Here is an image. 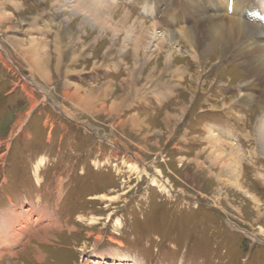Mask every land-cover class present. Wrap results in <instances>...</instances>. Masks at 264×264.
Segmentation results:
<instances>
[{
    "label": "rangeland",
    "instance_id": "374dc122",
    "mask_svg": "<svg viewBox=\"0 0 264 264\" xmlns=\"http://www.w3.org/2000/svg\"><path fill=\"white\" fill-rule=\"evenodd\" d=\"M228 4L0 0V264H264L262 42L202 49Z\"/></svg>",
    "mask_w": 264,
    "mask_h": 264
},
{
    "label": "bare ground",
    "instance_id": "6f19581e",
    "mask_svg": "<svg viewBox=\"0 0 264 264\" xmlns=\"http://www.w3.org/2000/svg\"><path fill=\"white\" fill-rule=\"evenodd\" d=\"M71 1V0H69ZM72 1H75V0H72ZM205 2V0H202ZM209 1V0H208ZM203 4V3H202ZM229 5V10H227V14L226 16H228V19L227 20H224L223 23H217V17L219 18V16L217 14L215 15H207L206 14V10L203 9L202 7H200V10L203 11L202 14H206V21H205V24H208L209 26V29H206L204 32H203V39H204V46L202 47L203 50H205L204 53H209L211 52L212 50L216 49L217 47L220 49V53L221 55L226 52L227 53V45L229 42L232 41L233 39V36L234 34L238 37H242V36H245L247 37L248 40H250L253 36H258L259 39H261V42L262 44L261 45H256V47L260 48L259 50L261 51H264V0H260V2H255L254 0H234V4L231 5V4H228ZM235 7H240L243 8V7H248V10H247V13L249 14V18H251L253 21H257V22H260L261 21V25H260V29L259 30H254L256 29L255 27L253 26H250L248 25L247 23H243L241 24V26L239 25V22L238 20L236 19H232L231 17V14L234 15V11H235ZM1 11V10H0ZM78 14V12L76 13ZM203 15V16H204ZM225 16V17H226ZM0 18H1V15H0ZM33 21V20H32ZM141 23V22H140ZM24 24V23H23ZM135 24V23H134ZM140 26V25H139ZM46 27V26H45ZM142 27V26H140ZM150 27V26H149ZM33 28V27H32ZM153 30H151L152 32V37H150L148 40H149V43H152L153 41L157 40V31H156V25H153ZM143 29V28H142ZM39 33H44L46 32V29L42 28V29H39ZM138 30V29H137ZM141 30V29H140ZM184 30L186 32L184 36H181L183 38H185L186 40L190 39L192 36H191V33L192 31H189V29H185ZM65 32V31H64ZM141 32V31H140ZM149 32V31H147ZM139 33V32H138ZM136 33V34H138ZM135 34V33H134ZM143 34V33H142ZM146 34V33H145ZM167 34V33H166ZM171 34V33H170ZM58 35V34H57ZM139 35V34H138ZM66 37V36H65ZM140 37V35H139ZM161 38V37H159ZM32 39V38H31ZM165 39V38H164ZM172 39V37H171ZM68 40V39H67ZM195 40V39H194ZM192 40V41H194ZM254 40V39H252ZM252 40L250 42H247L246 41V44L247 45H251L252 44ZM160 41V40H159ZM192 41H189V42H192ZM23 42V41H21ZM145 42V41H144ZM143 42V43H144ZM161 43V42H160ZM163 44H164V41H163ZM144 45V44H142ZM162 45V44H161ZM25 46H28L29 49L32 48V53L35 52L37 57L40 56L42 52H44V49H45V45L44 43H40V44H37V41L35 39H32V40H29V41H24L23 43V47ZM147 46V45H146ZM149 46V45H148ZM160 44H156V48L159 47ZM14 48L15 49H20L19 46L17 45H14ZM26 52H28V50ZM61 49V48H60ZM138 49H140L139 45L135 46V48L133 50H135V54H136V57L139 55L137 53L138 52ZM160 49V48H159ZM158 49V50H159ZM161 50V49H160ZM38 51V52H37ZM38 53V54H37ZM7 54L5 53V56ZM164 56V55H163ZM148 57L150 58V54L148 55ZM153 58V57H152ZM151 58V59H152ZM222 58V57H221ZM221 58H218L219 60ZM147 59V58H146ZM8 60V59H6ZM4 63V62H3ZM168 63L167 59H166V62L165 64ZM141 66V65H140ZM258 66L259 67H264V62H260L258 63ZM143 69V68H142ZM165 71V70H164ZM179 71L177 69H175V73ZM154 72V71H153ZM166 72V71H165ZM152 73V72H149V74ZM179 73V72H178ZM150 78V77H149ZM160 78V77H159ZM260 78L261 79H264V71L263 73L260 75ZM156 79V78H155ZM154 80V79H153ZM261 81V80H260ZM159 82V81H158ZM157 82V83H158ZM264 83V82H263ZM159 84V83H158ZM157 84V85H158ZM154 86V85H153ZM244 101L248 102V105L252 104L251 102L253 101V98L251 97H241ZM119 104V103H118ZM134 115V114H133ZM136 115V114H135ZM258 122H259V128H258V143L261 147L262 150H264V115H262L259 119H258ZM167 124V123H165ZM213 136H214V139H217V140H220L219 138L221 136H223L222 133H218V134H214L212 133ZM216 147L220 150L224 147V145L222 144L221 141H217L215 143ZM217 157H220L219 154L217 155ZM221 158V157H220ZM236 169L237 166L235 164V167ZM235 176V175H234ZM262 177V176H261ZM235 182H237V180H235ZM234 183V182H233ZM238 184V183H236ZM7 214V213H6ZM44 216V215H43ZM43 216H40L39 219H36V221H39L41 218H43ZM45 218V217H44ZM5 220L8 222L7 224V228L9 227V224L12 225V221L14 223V221L16 220V217L14 216H9L7 219L5 218ZM26 222V221H25ZM49 222H52L49 221ZM46 227H49L48 225ZM15 231V230H14ZM13 231V232H14ZM8 232L5 233L4 236H8L7 235ZM14 233L17 234V232L15 231ZM3 237V236H2ZM9 238V237H8ZM2 240V239H1ZM9 241V240H8ZM11 241V240H10Z\"/></svg>",
    "mask_w": 264,
    "mask_h": 264
},
{
    "label": "crops",
    "instance_id": "0c3cea01",
    "mask_svg": "<svg viewBox=\"0 0 264 264\" xmlns=\"http://www.w3.org/2000/svg\"><path fill=\"white\" fill-rule=\"evenodd\" d=\"M24 243H25V242H24ZM24 243H23V244H24ZM19 248H20V247H19ZM22 248H23V246H22Z\"/></svg>",
    "mask_w": 264,
    "mask_h": 264
}]
</instances>
